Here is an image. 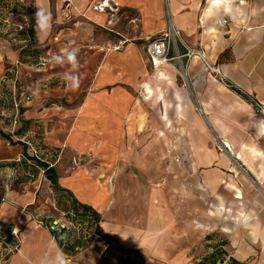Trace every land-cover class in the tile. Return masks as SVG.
I'll use <instances>...</instances> for the list:
<instances>
[{"label":"crops","instance_id":"1","mask_svg":"<svg viewBox=\"0 0 264 264\" xmlns=\"http://www.w3.org/2000/svg\"><path fill=\"white\" fill-rule=\"evenodd\" d=\"M167 2L172 22L181 33V52L201 49L210 62L220 63L222 71L239 87L264 101V0ZM35 4L36 12L39 7L51 15L50 31L39 40L35 19V44L43 46L50 38L55 49H78V67L73 69L67 63L54 61L44 68L46 73L30 82L32 95L25 102L21 118L26 123L33 119L39 124L36 126L45 129V156L52 147L60 148L53 162L58 184L101 215V229L115 240L107 242L91 230L87 235L64 231L60 234V247L34 214L39 198L37 179L19 185L8 179L0 197V233L4 236L1 239L0 235V264L4 260L6 264H40L46 255L54 256L60 251L67 264H103L102 260L111 253L123 250L163 255L170 264L188 262L194 228L190 217L163 215L157 205L158 188L143 199V185L130 186L134 175L126 173L133 160L157 159L148 150L137 151V144L151 145L162 138L154 134L153 125L141 129L142 103L156 108L155 115L165 128L174 127L175 123L182 128L199 127L201 139L194 140L189 133L179 136L182 143L199 144L198 155L193 158L194 169L207 202L205 206L212 212L201 222L204 225L198 229L199 234L211 230L207 223L214 224V230L226 235L228 243L223 248L232 258L240 264H264V121L252 115L251 107L237 92L205 73L204 63L197 57L188 60L183 86L169 73L173 64L150 71L146 65L148 57L145 63L135 48L139 49L138 41L143 40L145 47L154 32L165 27L160 0H35ZM128 7L136 11L139 21L138 32L130 37L114 26L115 18ZM71 17L81 25L59 28L52 34L53 26L58 27ZM223 18L225 25L220 23ZM94 28L99 31L97 34L92 31ZM12 45L8 37L0 35V79L8 70L5 64L18 60L19 50ZM226 49L232 58L230 62L223 60L226 55L219 58ZM181 62L174 60L175 65ZM39 80L45 82L40 90L36 89ZM50 81L57 86L46 87ZM63 83L65 92L60 90ZM49 96L66 100L80 96L66 132L59 131L63 120L54 124L58 117L48 124L52 119L48 117L51 107L45 108L44 102ZM195 105L200 115L194 112ZM207 126L218 142L229 145V151H206L211 142L206 135ZM31 131L23 133L27 136ZM166 137L173 142V133L168 132ZM11 148L0 154L1 160H14L20 154L15 145ZM76 153L82 164H77L73 157ZM4 170L11 172L9 167L0 168V172ZM39 179L51 194L48 202L54 205L49 181L43 173ZM78 235L82 237V246L74 254H67L64 244ZM15 243L19 247L17 252L3 251Z\"/></svg>","mask_w":264,"mask_h":264},{"label":"rangeland","instance_id":"2","mask_svg":"<svg viewBox=\"0 0 264 264\" xmlns=\"http://www.w3.org/2000/svg\"><path fill=\"white\" fill-rule=\"evenodd\" d=\"M160 2L162 4L163 19L164 24L166 26L167 19L165 0H160ZM136 18L137 15L134 9L129 7L125 8L124 11H122L121 15L115 18L114 26L116 28L123 29V32H125L128 37H130L132 35H135L139 29V21ZM66 20L67 21H65L62 25L58 27L53 26L52 34L56 32L59 28H75L78 25H81L78 24L76 21L74 22V19L72 20V17ZM0 31V35L2 33L6 35V33H4L1 28ZM92 31H94L96 34L99 32L96 28L92 29ZM158 33L159 32H154V35L151 39H153L154 36L158 35ZM73 35H76V33H73ZM151 39L147 41L145 47L144 40L138 41L140 44L138 46L139 49L135 48V51L140 52L141 56L145 60V63L146 61H148L146 59L148 57V64L150 65V67L148 66V64H146L147 67L150 68V71L157 72V70H155L151 64V60L149 58L150 56H148L146 52V47L149 42L152 41ZM32 47L38 49V52L36 54L32 55L31 53H27L22 58L18 57V63L15 61L11 65L5 64V67L8 70H6L4 77L0 79V128H2L7 133H11L13 140L20 139L21 141H23L26 144L25 152L28 156L36 155L39 158H45L48 163L53 165L54 160L58 157L60 153V148L58 149L55 146L52 147L49 150V153H47L45 156V152L43 149L45 145L42 144V138L44 137V133L46 134L45 129H43V127L41 126H36L39 124L37 122H34L33 119L30 120V122L28 121L26 123L25 120L21 118L22 116L20 115L19 110L23 109L25 102L28 101V96L32 95V93L30 92V88L32 87L30 85V82H32L34 79L41 78L42 76L40 74L46 73L43 69H46L49 65H53L54 61L52 57L56 54H60L63 49L68 48H63L62 50L61 48L55 49L54 42L50 38L43 44V46L33 44ZM175 50H179V52H181L180 46L178 45ZM175 50L173 48L169 49V57H174ZM44 59H46V61H44ZM180 60L182 62L179 63V65H175L174 59L171 60L169 62L170 64L168 65L173 64V66L169 68V73H173L177 78L176 80L178 84H180V86H183V78L186 74L185 70L187 67L188 60L186 58H182ZM223 60H226V62H230L232 58L230 57V54H227ZM209 63L214 65L215 68H219V74L211 72L210 70L204 68L205 73H207L208 75H212L219 82L223 83L226 86H228L227 83H229L238 90H240L241 93H243V95L246 97L242 98L240 96V98L247 104V96L257 99L253 92L251 93L249 91H246L245 89L239 87L233 80H231L222 71L220 63L216 61H209ZM165 82L169 83L168 80ZM42 83L45 82L39 80L38 85H36V89L40 90V85ZM27 86L29 87V90L26 89ZM55 86H57L56 82L50 81L48 85L46 84V87L49 88H53ZM64 86L65 83L60 86V90L64 91ZM79 99L80 96L73 100H66L64 97L56 98L53 96H49L47 98V101L44 102L45 108L51 107V112L49 113L48 117L52 119H50V122H48V124L53 121L54 117L55 119L56 117H58L56 121H54V124L57 125V122L63 120V122L60 123V125L63 126L62 130L59 131L66 132L72 121L73 113L71 112L72 110H75ZM15 104L17 106H15ZM56 106H59L60 109H57ZM141 106L143 109L142 115L140 116L141 129H150L151 125H153L154 134L158 135L159 137H162L161 139L163 140L160 139V142L151 145H136L137 151H140L141 149H143L144 151L148 150L152 152V154L155 153L157 159H143L138 161L133 160L132 164L128 165L129 169L126 172L127 174L132 173L134 175L133 178L135 181L133 184H130V186L141 187L142 184L143 187L141 188V190L143 193V199H145L146 196H148L149 192H151L153 189L158 188L160 195L157 198V205L160 207V212L163 215H176L178 219L183 218V216L190 217L191 225L194 226V228L191 231V251L187 256L188 262H186V264L199 263L201 260H203L204 257H208L212 252L216 251L214 247L220 243V238H225L226 236L218 229L215 228L214 230V224L211 223H207L209 227L208 229L211 228L208 233H202L200 235L198 232V229L200 227H203L204 225L201 222L205 221L206 214H212V212L209 210V207L205 206L207 202L204 201V195H202L204 193L201 191L200 186L198 185V178L196 175L197 173L194 169L196 161H194L193 158L198 155L197 153L199 150V144L188 145L182 143L181 140H179V136H184L186 133H189L194 140L201 139L198 133L199 127L193 126L182 128L178 126L177 123H175L174 127L165 128L162 126L161 120L157 119V116L155 115L156 108L151 109L145 103H142ZM194 112L197 115H200V109L197 105H195L194 107ZM62 114L65 115L62 116ZM252 115L255 116L254 114ZM255 118L257 117L255 116ZM202 124H204V122ZM20 127H23L25 131L29 129H31L32 131L27 136H25L24 133L13 135V133L16 130L20 129ZM206 131V135L210 136L211 140V142L206 145V151H229V149L225 147L223 143H221L220 141L218 142L216 138H214L215 133L209 126H207ZM168 132L169 134L173 133V142H171V140H167L166 136L168 135ZM15 146L17 147L15 149L19 150L20 154L16 155L14 160L0 159V164L13 163L12 166L9 165V169L11 170V172L7 173V170H4L5 172H0V197L2 194V190L4 191V184L6 183V181H8V179L13 180L14 185H19L21 183L28 182L29 179H37L35 185L36 187H38L37 196L39 198H37L36 202V206L38 207V209L36 212H34L36 218L42 220L43 224H48L49 221L53 220H60L61 222L67 223L70 222L71 224L67 229L69 233L75 232L76 234L81 235L89 231L90 229H88L86 223L80 222L78 220H73L72 214L66 213L64 208L65 205L68 204V202L67 200L65 201V197H61L58 195V197L61 198L58 200L59 204H57L55 200L56 197L53 193L52 195L53 197H55L54 205H51L48 202V197L51 194H49L47 187L43 186V181L41 183V179H39V176L42 174V170L40 168H37L33 164L32 160H25L24 156L22 155V149L24 148H22L21 145ZM8 148L12 149L10 144L7 145L6 140L0 139V154L4 153ZM100 148L101 145L98 147V149ZM188 153L190 154V156L188 155ZM77 155L79 154L76 153L73 155V157H76L77 159ZM188 157H190V159ZM79 161L80 160L78 159L76 160L77 164H82V162ZM152 172H156L158 176L156 174L154 176L151 175ZM98 178L102 180L103 176L99 175ZM211 203L212 202L209 203L210 206ZM179 223L180 224L178 226L182 227L181 222ZM207 236H209L210 239H208ZM107 257L104 259V261L102 260L103 264H170L168 263L166 256H152L140 250L116 251L111 253L110 257ZM218 263L222 264L220 262Z\"/></svg>","mask_w":264,"mask_h":264},{"label":"built area","instance_id":"3","mask_svg":"<svg viewBox=\"0 0 264 264\" xmlns=\"http://www.w3.org/2000/svg\"><path fill=\"white\" fill-rule=\"evenodd\" d=\"M166 7V26L163 28L158 35L154 36L152 41L146 47L147 55L150 56L151 64L153 68H158L163 65L170 64L171 60L186 58L187 60L197 57L203 63L206 69L211 72L219 74V68L214 67L209 63L204 51L201 49H185L183 52L175 50L180 41V30L173 24L171 19L168 2L165 0ZM36 14L35 0H0V28L8 36V39L13 44L33 45L35 44L34 37V21ZM2 19V20H1ZM221 25L227 23L226 19L221 20ZM20 33L23 39L18 40L14 37L15 34ZM175 50L174 57H169V49ZM46 61V59H44ZM18 63V60L16 61ZM157 62V63H156ZM44 64V63H43ZM246 98V97H245ZM247 102L251 107L252 113L261 121H264V101L257 100L247 96ZM15 106H17L15 104ZM35 154V151H34ZM43 225L48 231L54 235H59L69 228L70 222L52 221L48 224ZM13 233V231H12ZM11 233V234H12ZM1 239H4L2 233H0ZM19 249L18 243L6 246L3 248L5 253H14ZM7 260L3 261L6 264Z\"/></svg>","mask_w":264,"mask_h":264},{"label":"trees","instance_id":"4","mask_svg":"<svg viewBox=\"0 0 264 264\" xmlns=\"http://www.w3.org/2000/svg\"><path fill=\"white\" fill-rule=\"evenodd\" d=\"M2 35L5 37L8 36L7 34L5 35L3 33ZM14 37L18 40L23 39V36L20 33L15 34ZM12 46L19 50L20 58L24 57L27 53H31L32 55H34L38 52V49L32 47V45L13 44ZM227 54L228 50L226 49L220 54L219 58L222 59ZM227 85L230 89L237 92L239 96L245 98V96L243 95V93H241L240 90H238L229 83H227ZM22 111L23 109H20L19 113L21 114ZM23 130L24 128L20 127V129L16 130L13 135L23 133ZM0 139L6 140L10 144V146L21 145L22 148H24L22 151V155L24 156L25 160H32L33 164L37 168H40L42 170L44 177L49 181L50 188L52 189L54 196L56 197V203L59 204L58 200L61 197L66 198L65 201L67 200L68 204L65 205L64 209L67 214H72L73 220H78L80 222L86 223L88 229H90L93 234H96L99 238L107 242L115 240V237L113 235L106 233L101 229L99 225L101 215H99L89 205L79 202L70 191L60 187L57 182V174L53 168V165L39 158L36 155L28 156L25 152L26 144L20 139L13 140L11 133L5 132L2 128H0ZM9 165L12 166L13 163H1L0 168L9 167ZM58 195L61 197H58ZM54 238L58 241L60 239V234L54 235ZM207 238L210 239L209 236H207ZM227 243L228 241L226 240V238H220V243L214 247L216 251L212 252L208 257H204L203 260H201L199 263L194 264H219L218 262H220V260L223 261L222 264H240L238 261L231 257V255L226 249L223 248V246H225ZM82 244V237L79 236L78 238H75L74 240L70 241V243L64 244L63 249L67 254L72 255L76 252V248H80Z\"/></svg>","mask_w":264,"mask_h":264},{"label":"clouds","instance_id":"5","mask_svg":"<svg viewBox=\"0 0 264 264\" xmlns=\"http://www.w3.org/2000/svg\"><path fill=\"white\" fill-rule=\"evenodd\" d=\"M36 19V33L37 39L39 40L42 35H47L51 28V15L44 9L38 7V11L35 14ZM78 49L68 48L63 49L60 54H56L52 57L53 61L63 65L64 63L69 64L73 69L78 67ZM73 87H75L76 77H72ZM123 237V236H122ZM125 238V237H123ZM40 264H67V261L62 251L57 252L54 256L46 255L41 259Z\"/></svg>","mask_w":264,"mask_h":264},{"label":"water","instance_id":"6","mask_svg":"<svg viewBox=\"0 0 264 264\" xmlns=\"http://www.w3.org/2000/svg\"><path fill=\"white\" fill-rule=\"evenodd\" d=\"M58 244H59V246L61 247L62 245H63V240L62 239H59L58 240ZM223 261L222 260H220V263H222Z\"/></svg>","mask_w":264,"mask_h":264},{"label":"bare ground","instance_id":"7","mask_svg":"<svg viewBox=\"0 0 264 264\" xmlns=\"http://www.w3.org/2000/svg\"><path fill=\"white\" fill-rule=\"evenodd\" d=\"M157 67H158L157 69L159 70L160 67L159 66H157ZM223 144H224L225 147H227L229 149V145L228 144H226V143H223Z\"/></svg>","mask_w":264,"mask_h":264}]
</instances>
